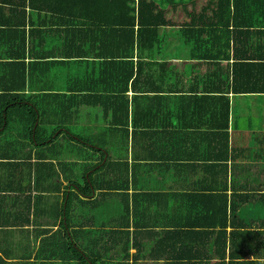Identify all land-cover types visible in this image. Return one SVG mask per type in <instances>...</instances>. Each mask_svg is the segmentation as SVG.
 Instances as JSON below:
<instances>
[{"label":"trees","instance_id":"1","mask_svg":"<svg viewBox=\"0 0 264 264\" xmlns=\"http://www.w3.org/2000/svg\"><path fill=\"white\" fill-rule=\"evenodd\" d=\"M256 37L264 38V0H0V185H17L14 190L20 192L63 193L54 216L59 226L47 230L51 234L39 252L57 250L50 259H71L73 264H105L102 258L115 244L122 260L129 257L130 247L140 252L135 232L131 237L126 228L135 220L136 230L143 217L136 199L152 207L159 193H128L136 183L134 165L129 169L127 164L128 139L132 148L146 138L144 151L157 148L159 153L157 138L169 132L167 125L187 148L183 153L192 154L186 161L202 160L210 165L205 174L216 179L214 188L189 194L192 206L201 207L204 201L207 208L206 214L195 216L219 228L215 249L223 255L228 227L231 253L249 241L236 237L247 234L257 220L245 210L253 196L239 194L232 182L227 195L225 164L234 159L228 150V95L264 94V49L254 47ZM66 70L64 83L54 85L51 75ZM140 95L181 96L179 125L172 127V114L158 117L155 110L138 109ZM208 102L209 113L195 112ZM91 116L96 119L89 121ZM190 117L199 123L189 124ZM12 124L15 129L8 133ZM81 127L85 133L77 131ZM189 132L207 136L211 153L201 150L195 158L188 146L195 137ZM113 151L124 156L114 158ZM62 153L86 158L84 172L76 177L71 172L63 179L66 184L60 178L62 166H67L60 160ZM96 192L92 207L109 196L118 198L116 229L108 231L101 248L87 240L80 250L72 242L77 230L68 233L70 224L66 220L64 226L63 218L72 202ZM29 257L22 256L20 264L40 261L36 256L34 263L28 262Z\"/></svg>","mask_w":264,"mask_h":264},{"label":"crops","instance_id":"2","mask_svg":"<svg viewBox=\"0 0 264 264\" xmlns=\"http://www.w3.org/2000/svg\"><path fill=\"white\" fill-rule=\"evenodd\" d=\"M25 12L33 18V13L29 12L28 8ZM253 43L254 47L264 49V38L256 37L253 39ZM170 62L180 63L176 59H171ZM58 72L60 71L58 70ZM64 72L57 73L59 76L55 73L51 75L55 84L61 86L64 83L63 78L70 71L66 70ZM259 78L262 82V76ZM130 94H127L128 101L132 98ZM177 96L172 95L161 98L157 95L142 97L140 95L135 102L137 108H140L142 112L146 109L152 112L155 110L158 117L172 114L170 115V122L173 124L172 127H176V125H179V115L176 114L182 107L180 100L177 102V98L181 96ZM228 99V150L229 154L232 150L234 159L228 160L225 164L227 167V195H230L232 182L233 188L239 194L248 192L253 196L245 210L247 213L249 210L252 211L253 215L257 216V220L253 222V225L246 228L245 232L247 234L236 237V241H243L244 239L249 241L238 244L237 249H233L231 253L228 239L230 228L228 227L225 230L227 232V244L223 253L224 257H222L220 251L215 249L219 228L212 227L208 225L207 220L195 216V214L200 215V213L206 214L207 208L203 207L204 201H201V207L192 206L189 202V194H203V192L209 190L208 187L214 188V180L216 179L209 177L203 171L207 166H210L207 163H203L202 160H194L195 164L191 163L192 161H186L185 157L192 154L183 153L187 148L179 144L181 143L180 137L171 135V126L163 120V124L169 128V132L158 135L157 147H161L159 149L162 150L161 152L158 153L157 148L152 153L144 151L149 144L146 138L134 143L132 148L130 147V138L128 139L127 164L129 169L134 165V174L136 175V183L133 187H130L128 193L158 192L160 196L158 195L155 198L152 207L145 205L141 198L136 199L139 216L143 217L140 219L136 230L132 225L135 220H132L126 229L130 232L131 237L132 232H135V240L140 245L141 250L137 253L134 247H130L127 251L129 257L124 259L126 264H133V256H136V264H228V262L229 264H264V94H230ZM129 107L131 108V106ZM178 108L180 109L177 110ZM210 108L211 104L208 102V104L195 109V112L199 110L204 116L209 113ZM95 119L96 117L91 116L89 121ZM98 120H100V117L97 118ZM188 120L189 124L192 125L199 123L197 117H190ZM201 121L204 120L201 118ZM143 122L147 123L148 120ZM85 127L83 129L82 127L78 128L77 131L83 132L84 130L85 133ZM140 136L143 137V134H140ZM194 137L195 139L188 142V146L195 153L193 156L198 158L201 156L199 151L209 152L207 150L209 141L207 136L204 139L198 135H194ZM33 154L34 151H32ZM65 155L69 154L62 153L63 157L60 158L63 163H67V166L63 165L61 168L60 178L63 184H66L64 178L66 176L70 177L71 172L72 174L76 172V174H73L74 177L80 176V171L84 172L83 166L86 162L84 154H78L76 158L72 159ZM206 155L209 156L210 154ZM123 156L124 152L113 151L112 157L122 158ZM70 161L76 162L77 166L70 167L68 163ZM2 168L1 166L0 170ZM16 188L17 185H3L0 187V264H20L23 256L20 252L24 253L27 249L26 246L31 247V244L34 245L35 254L34 256L29 255L28 262L34 263L39 250L42 248L41 243L44 238L50 236V232L55 231L59 226V222L54 216L57 214L58 205L60 204L57 198L63 196L62 192H34L28 190L20 192L14 190ZM97 194L98 192L92 193L91 196H88L89 199L81 197L83 200L72 202L67 213V219L63 218L64 226H66V220L70 224L68 233L71 230H77L78 237L74 240L75 242H72L80 250L86 246L87 240L97 242L96 248H101L104 241L108 239V231L116 229L114 227L118 218L116 216L119 209L118 198H113L114 202H112L108 198L113 196H109L104 199L107 201L101 209L105 208L107 212L103 214L100 211L99 220L96 219L95 221L99 224L97 226L100 234L91 236L88 232L93 227L91 222L93 218L91 214L89 216V213L97 209V207H92L90 204L95 203L92 200L98 197ZM28 197L30 198L29 204ZM40 197L42 198L40 199ZM205 202L208 201L205 200ZM41 230L46 231L42 233ZM47 230L50 232H47ZM109 245H111L110 242ZM155 245H157V249ZM113 249H116V251ZM117 249L118 246L115 244L108 255L102 258V261L105 264H113L112 261H114L115 256H121L118 261H124L122 260L124 255L120 248L119 252ZM234 251H237V253H233ZM45 260L39 262L46 264H54L55 262L53 261L55 259H50L49 263ZM39 262L36 261V264H39Z\"/></svg>","mask_w":264,"mask_h":264},{"label":"rangeland","instance_id":"3","mask_svg":"<svg viewBox=\"0 0 264 264\" xmlns=\"http://www.w3.org/2000/svg\"><path fill=\"white\" fill-rule=\"evenodd\" d=\"M183 67H185V66H183ZM188 67V66H187ZM197 73H199V71L197 70ZM200 74V73H199ZM56 86H59L58 84H55ZM69 128V127H68ZM15 128H14V125L12 124V125H10L9 126V129H8V133H12L13 131L12 130H14ZM72 130L75 132V129L74 128H72ZM4 136H9V137H12V136H10V135H4ZM113 197H111V198H109L108 200H110L111 201V199H112ZM105 201H107V200H104V201H99L98 203H96V206H97V209H95L94 211L92 210L90 213H89V216H90V214H91V217L93 218L92 219V221L91 220H89V221H91L92 222V225H93V227L91 228V230L90 231H88V232H90V235L91 236H98L99 234H100V231H99V228H98V226L97 225H99V224H97L95 221H96V219H98L99 220V217H100V211L103 213V214H105L106 212H107V210H105V208L103 209V210H101L102 209V206L104 205V203H105ZM117 215V214H116ZM97 220V221H98ZM97 227V228H96ZM77 235H75V237H73L72 238V241L73 242H75L74 240L75 239H77ZM84 239L86 240V237L84 236ZM31 244V243H30ZM26 251L23 253L22 251L20 252V254H21V256L23 255V257L26 255V253H27V255H33L34 256V254H35V249H34V245L33 244H31V247L28 245V246H26ZM114 251H116V249H113ZM118 250V252H119V248L117 249ZM52 251L53 252H55L56 251V253L58 252L57 250H49V248H47V250L45 251V252H42V251H40L39 253H38V255H37V257H39V259H40V262H42V261H44V259H46L45 261H47L48 263H49V261H50V256H48L50 253H52ZM44 257H46V258H44ZM52 259H54L53 257H51ZM119 259H121V256H115L114 257V261H112V263L113 264H120L121 263V261H118ZM117 260V261H116ZM53 261H55L54 262V264H73L72 262H71V259L70 260H68V261H64L63 259H55V260H53ZM119 262V263H118ZM123 264H125V263H123Z\"/></svg>","mask_w":264,"mask_h":264}]
</instances>
